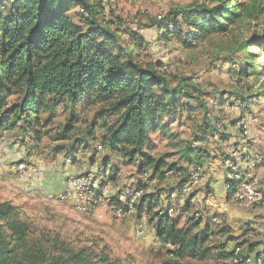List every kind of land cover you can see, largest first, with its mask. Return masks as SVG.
<instances>
[{
    "label": "trees",
    "instance_id": "16d2710c",
    "mask_svg": "<svg viewBox=\"0 0 264 264\" xmlns=\"http://www.w3.org/2000/svg\"><path fill=\"white\" fill-rule=\"evenodd\" d=\"M249 1L195 2L170 11L168 18L152 25L159 31L167 22H173L174 29L161 36L178 34L182 43L191 47L199 38L228 31L244 17H256L260 7ZM75 7L81 10L84 27L72 16ZM104 7L102 1L92 0H0V128L20 122L30 133L35 128L41 131L43 115L50 121L61 105L70 111L69 122L75 125L76 106L87 99L101 105L97 118L106 113L115 116L113 123L105 127L103 141L107 151L121 155L128 163L140 160L145 165L140 166L144 168L143 174L148 173L149 180L156 178L161 182L169 173L177 175L178 185L167 192L169 197L188 180L192 168L205 167L206 151L196 145V138L186 141L181 163L187 165L181 166L152 157L146 144L150 145L151 132L167 130L168 122L189 109L182 101L194 97L191 86L180 82L172 86L168 75L161 70V61L142 57L148 47L143 34L131 29L125 32L129 38L123 39L119 30L110 28V22L100 19ZM253 97L243 98L242 107L250 110ZM261 97L264 92L259 93L258 98ZM224 101L221 105L226 104ZM205 119L197 143L217 133L228 138L209 117ZM237 141L235 148L240 144ZM226 153L223 160L228 162L232 151ZM252 160L251 157L245 161ZM226 170L231 200L238 181L232 178L231 168L227 166ZM156 183L146 184L156 187ZM162 193L142 194L136 209L143 215L152 213L158 239L174 247L171 252L174 256L203 255L204 243L215 233L211 227L218 222L213 217L204 221L203 216L197 217L193 212L189 216L192 221L179 227L180 220L168 214L169 206L163 204ZM111 200L120 203L117 196ZM194 207L187 202L183 211L189 212ZM194 219L201 225L196 234H192ZM227 226L223 224L222 228ZM237 247L241 248L239 254L235 253ZM229 256L231 264H242V258L252 257L240 244L229 250ZM0 264H123V261L99 238L74 244L60 232L35 225L11 201H0Z\"/></svg>",
    "mask_w": 264,
    "mask_h": 264
},
{
    "label": "rangeland",
    "instance_id": "374dc122",
    "mask_svg": "<svg viewBox=\"0 0 264 264\" xmlns=\"http://www.w3.org/2000/svg\"><path fill=\"white\" fill-rule=\"evenodd\" d=\"M92 1H102L105 7L100 13V19L110 22V28L119 30L123 39L129 38L125 33L127 30H139L143 34L148 40V47L147 51H143L142 57L154 62L161 61V70L168 75L172 86L179 82L183 86H191L194 97L182 101L189 109L182 110L181 115L168 122L167 130L158 129L150 133V145L146 144L150 155L156 159L162 158L166 164H180L186 141L196 138V145H199L197 136L201 125L206 121L205 116L222 132H226V126L222 127L220 122L236 117L240 121L243 112L248 137L244 138L245 129H241L239 145L250 150L248 152L251 156L254 152L257 154L252 160L249 173L259 178V185L264 189V97L258 98L259 93L264 92V0L249 1L260 7L256 17H244L232 24L228 31L199 38L191 47L183 44L178 34L162 37L152 24L158 22L159 17H163L161 21L168 18L170 11L205 0ZM80 11L79 7H75L72 16L84 27ZM248 95L254 96L250 110L243 108L240 103ZM223 100L231 103L222 107ZM100 108L101 105L92 104L87 99L81 102L76 106L75 125L69 122L70 111L61 105L50 121H46V116L43 115L41 131L40 128H35L30 133L20 122L5 129L1 127L0 201H11L35 225L47 226L60 232L74 244L91 238L103 240L121 258L123 264H231L229 250L236 244L242 245L249 253L250 248L256 251L264 248V228L241 222L222 228L227 222L216 208L204 211L206 216L216 210L215 216L220 222L211 227L215 233L204 243V250L201 252L204 254L177 257L171 253L174 247L158 239L155 221L151 220L152 213L143 215L136 209L130 217L120 219L109 210L105 218H100L97 211L83 214L72 203L48 198L52 191L45 188L46 184L42 188L41 183L47 181L49 175L66 181L69 175L92 172L100 183L110 185L112 196L125 200L135 190L144 188L143 194L146 196L163 192V204L168 201L167 192L173 188L172 181L177 177L175 173H169L166 180L157 182L158 186L152 187L154 185L146 184L149 181L144 179V168L140 166L145 165L140 160L138 163H128L121 155L107 156L103 141L105 127L113 123L115 116L106 113L97 118L96 113ZM67 127L69 135L64 133ZM216 138L213 139V149L216 142L223 141L219 133ZM100 145L103 146L101 150L98 149ZM229 150L238 151L235 145ZM240 161L238 160L237 168L243 172L242 166L247 163ZM20 163L36 164L45 170V175L37 179L22 176L15 167ZM223 163L225 167L229 165L228 162ZM205 167L202 169L209 178V189L218 198ZM230 203L246 213L252 211ZM173 205L177 211L179 204L174 202ZM197 207L191 208L189 212L174 214L178 222L180 220L179 227H185L189 220L192 221L189 216L193 215ZM207 219L206 216L205 220ZM195 220L191 223L195 229L192 234L201 230L199 221Z\"/></svg>",
    "mask_w": 264,
    "mask_h": 264
},
{
    "label": "built area",
    "instance_id": "2783aa9c",
    "mask_svg": "<svg viewBox=\"0 0 264 264\" xmlns=\"http://www.w3.org/2000/svg\"><path fill=\"white\" fill-rule=\"evenodd\" d=\"M163 17H159L161 21ZM174 29L173 22H167L166 26L159 30L160 35L165 32H170ZM244 120L238 123L240 128L245 129V136L247 131L244 125ZM98 149H103V146H98ZM237 150L232 152V159L228 161V167L232 170V178L238 181V185L231 198V202L238 204L241 207L255 211L258 215L264 218V191L259 187V178L252 174H244L237 168L238 160L247 163L248 158L252 156L246 148L242 145L236 147ZM240 157V158H239ZM253 162L247 163L252 167ZM17 171L22 176H30L32 179H37L45 175V170L36 164L20 163L15 166ZM144 179H148V173L144 174ZM156 183L157 179L147 180ZM143 194V190H135L127 199L120 198V203L112 202V194L110 185L100 183L92 172L78 175H69L66 178L64 187L58 192L48 194V198L56 201H66L72 203L74 208L83 214H90L95 212L98 208L106 207L117 218H128L136 211V205L139 203ZM200 197V198H199ZM168 214L173 216L175 214L174 202H181L186 204L198 206L194 211V215L201 217L205 210L216 209L220 206L217 201L216 194L209 189L208 176L201 167L192 168L188 180L180 189H175L169 196ZM213 221L219 222V218L214 216ZM241 248L237 247L235 253L239 254ZM242 264H264V259L261 256L256 258L246 257L241 259Z\"/></svg>",
    "mask_w": 264,
    "mask_h": 264
},
{
    "label": "crops",
    "instance_id": "0c3cea01",
    "mask_svg": "<svg viewBox=\"0 0 264 264\" xmlns=\"http://www.w3.org/2000/svg\"><path fill=\"white\" fill-rule=\"evenodd\" d=\"M225 99V98H224ZM259 99H262L259 98ZM231 102H227L225 105H222V107H225L226 105H228ZM237 120V117L234 118L233 120H223L220 122V124H222V127L225 125L226 128V132H222L220 130V133L224 134L225 136H228V138H220L223 139V141L220 142H216L215 143V148L213 149V139H217L216 135L213 137H209V140L205 141V142H200L198 143L200 145L201 148L205 149L206 151V155L207 159L205 160V166L206 169H208V173L211 179V183L213 185V189H215L216 193H217V200L220 204V206L217 208L219 213H222V216L224 218V220L227 222L228 225L232 224H237L238 222L240 223H251V225L255 224L257 226H259L260 228H264V224L262 223L264 221V219L262 217H259V215L255 212V211H250V212H244L243 210H241L238 206H235L233 204H231V200L229 199V192H228V187L226 184V178L228 177V173L225 167V164L223 163V154L225 152H228L230 147L232 145H234V143L240 138L239 135V131L238 129H242L238 126V123L241 120L246 121V118L243 116L240 121H237V124L235 126L234 121ZM238 128V129H237ZM218 137V136H217ZM260 139V138H259ZM258 139V141H259ZM213 149V150H211ZM105 151L107 152V156L112 154L111 152L107 151L105 149ZM114 155V154H113ZM117 156V155H116ZM257 154H255V152L252 154V158L256 157ZM108 159V158H107ZM108 161V160H106ZM181 166H186L187 163L183 162L180 163ZM243 168V173L244 174H249V172L251 171L252 167H250L248 164L245 166H242ZM47 181H43V183H41L42 188H44L43 185H47L45 188L46 189H50L52 192H58L60 191L65 184V181L61 180V178L58 177H54L50 175L48 176V178L46 179ZM178 181L179 179L176 177L172 183H173V188H176L178 185ZM40 187V185H39ZM260 187V185H259ZM261 188V187H260ZM262 189V188H261ZM175 190V189H174ZM173 190V191H174ZM264 190V189H262ZM51 192V193H52ZM163 199V196H161ZM169 197H168V201L166 202L165 206H171L169 205ZM178 205L177 207V211L175 210V214L176 213H180L183 211V207L185 204L181 203V202H176ZM179 209V210H178ZM98 216L100 218H105L108 214L107 212L109 211V208L106 207H101L98 208L96 210ZM179 211V212H178ZM112 215H114L111 211H109ZM211 214V215H210ZM216 215V210H214V212L211 211V213L209 212V214H206V216L209 218V216H211L210 218L214 217ZM256 215V216H255ZM203 214V219L205 220L206 217ZM262 218V219H261ZM260 231H263L261 229H259ZM264 233V232H263ZM263 241H264V236H263ZM264 247V246H263ZM250 255L252 257H257V256H261L264 258V248H258V250H254L253 252L250 253Z\"/></svg>",
    "mask_w": 264,
    "mask_h": 264
}]
</instances>
